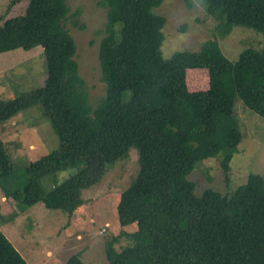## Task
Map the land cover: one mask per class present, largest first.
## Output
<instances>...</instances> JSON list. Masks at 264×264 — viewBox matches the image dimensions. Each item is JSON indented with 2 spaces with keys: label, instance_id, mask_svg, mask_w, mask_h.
<instances>
[{
  "label": "trees",
  "instance_id": "16d2710c",
  "mask_svg": "<svg viewBox=\"0 0 264 264\" xmlns=\"http://www.w3.org/2000/svg\"><path fill=\"white\" fill-rule=\"evenodd\" d=\"M199 1L216 21L212 37L196 51L165 58L166 19L153 10L162 0H100L105 22L98 65L105 93L92 104L63 23L66 0H28L22 13L0 21V53L38 45L46 63L41 86L0 100V124L39 105L58 140L25 165V182L10 190L5 180L14 165L0 139L5 199L22 211L46 195L43 177L56 181L59 171L71 170L69 178L81 187L86 178L98 181L131 147L137 151L138 171L116 204L121 228L104 241L108 264H264V176L250 172L225 192L205 187L197 193L190 179L199 162L218 157L229 184L230 160L243 138L238 100L264 119V44L229 60L218 41L236 26L264 35V0ZM73 25L82 28L76 20ZM191 67L207 68V90L186 91L182 73ZM132 223L135 231L124 230ZM121 238L125 244L118 249ZM0 264H28L1 231ZM64 264L87 263L75 253Z\"/></svg>",
  "mask_w": 264,
  "mask_h": 264
},
{
  "label": "rangeland",
  "instance_id": "374dc122",
  "mask_svg": "<svg viewBox=\"0 0 264 264\" xmlns=\"http://www.w3.org/2000/svg\"><path fill=\"white\" fill-rule=\"evenodd\" d=\"M99 1L66 0L69 11L63 21L75 41L78 73L85 82L91 104L105 93L98 65V44L103 35L105 9L98 5ZM27 4L28 0H0V21L22 13ZM153 10L166 19L161 45L165 58L178 50L196 51L212 37L216 21L205 14L204 3L199 0H162ZM74 20L82 28L74 26ZM218 41L223 54L229 60H235L246 47L260 48L264 44V35L236 26ZM45 77L46 63L41 46L0 53V100L41 86ZM182 84L188 93L207 90V68H185ZM235 108L243 138L230 160V182L228 185L224 183L220 158H206L190 174L197 193L205 187L232 191L245 182L250 172L264 176V119L244 107L240 100ZM0 139L14 165L13 174L5 180L10 190L25 182L26 164L56 148L58 143L39 105L21 110L0 124ZM127 154L106 167L98 181L91 182V178L81 180L80 184H84L81 187L74 186L75 179L69 178L71 170L59 171L56 181L52 176L43 177L40 182L46 195L22 211L20 204L5 199L3 181L0 180V231L28 264H64L75 253L87 264H108L103 251L104 241L121 228L116 204L120 193L138 171L136 149L131 147ZM66 182L68 185L63 187ZM61 183L62 187L59 186ZM75 202L77 204L70 209ZM57 204L67 208L55 206ZM103 228L104 231L99 233ZM124 230L135 231L136 225L129 224ZM124 244L125 240L121 238L116 247L119 249Z\"/></svg>",
  "mask_w": 264,
  "mask_h": 264
},
{
  "label": "built area",
  "instance_id": "2783aa9c",
  "mask_svg": "<svg viewBox=\"0 0 264 264\" xmlns=\"http://www.w3.org/2000/svg\"><path fill=\"white\" fill-rule=\"evenodd\" d=\"M104 231V228L102 230L99 231V233H102Z\"/></svg>",
  "mask_w": 264,
  "mask_h": 264
}]
</instances>
